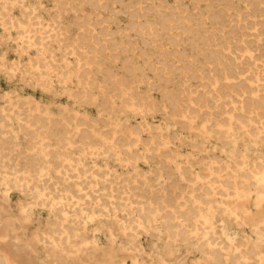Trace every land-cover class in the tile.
Returning <instances> with one entry per match:
<instances>
[{"label": "rangeland", "instance_id": "1", "mask_svg": "<svg viewBox=\"0 0 264 264\" xmlns=\"http://www.w3.org/2000/svg\"><path fill=\"white\" fill-rule=\"evenodd\" d=\"M0 264H264V0H0Z\"/></svg>", "mask_w": 264, "mask_h": 264}, {"label": "bare ground", "instance_id": "2", "mask_svg": "<svg viewBox=\"0 0 264 264\" xmlns=\"http://www.w3.org/2000/svg\"><path fill=\"white\" fill-rule=\"evenodd\" d=\"M72 53V52H71ZM175 109V108H174ZM260 137V136H259ZM135 142V141H134ZM57 143V142H56ZM132 145V144H131ZM203 177V176H202ZM263 181V180H262ZM221 183V182H220ZM261 185V184H260ZM259 186V185H258ZM262 186V185H261ZM263 197V196H262ZM244 199V198H243ZM2 263V262H1Z\"/></svg>", "mask_w": 264, "mask_h": 264}]
</instances>
